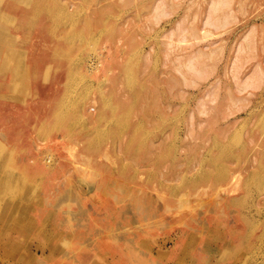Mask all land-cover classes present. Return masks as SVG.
<instances>
[{
    "label": "rangeland",
    "instance_id": "374dc122",
    "mask_svg": "<svg viewBox=\"0 0 264 264\" xmlns=\"http://www.w3.org/2000/svg\"><path fill=\"white\" fill-rule=\"evenodd\" d=\"M215 1L0 0V264H264V0Z\"/></svg>",
    "mask_w": 264,
    "mask_h": 264
},
{
    "label": "bare ground",
    "instance_id": "6f19581e",
    "mask_svg": "<svg viewBox=\"0 0 264 264\" xmlns=\"http://www.w3.org/2000/svg\"><path fill=\"white\" fill-rule=\"evenodd\" d=\"M228 3H229V0H216L215 2L212 3V5H209V6L211 7V11H212V13H213V12H215V11L217 12V10H218V8H219L220 6H222V5H224V6H225V5H228ZM209 4H211V3H209ZM218 5H219V6H218ZM23 6H24V5H23ZM210 7L208 8V10L210 9ZM156 9H157V7H156ZM161 10H162V9H161ZM155 11H156V10H155ZM162 11H163V10H162ZM219 11H220V10H219ZM160 13H163V12H159V13H157V14L154 16V17H155V20L158 19V18H157V15L159 14V15H158V17H159V16H160ZM213 14H214V13H213ZM228 14H229V13H228ZM163 16H165V15H163ZM208 16H209V13H208ZM208 16H206V17H208ZM8 17H9V16H8ZM209 17H210V16H209ZM222 17H223V16H222ZM224 18H225V17H224ZM226 18H227V17H226ZM207 19H208V18H207ZM207 19H205V20L207 21L206 23H207L208 25H207L205 22H204V23H205L207 26H210V25H211V27H212V25H214V24L211 23L212 21L209 22ZM209 19H210V18H209ZM221 19H222V18H221ZM205 20H204V21H205ZM211 20H212V19H211ZM10 21H11V20H10ZM8 22H9V21H8ZM218 22H219V21H218ZM221 23H222L221 26H222V25L225 26V25H226V24H225V19H224V21H222ZM223 23H224V24H223ZM205 24H204V25H205ZM209 24H210V25H209ZM202 26H203V24H202ZM219 26H220V24H219ZM221 26H220V27H221ZM224 26H222V27H224ZM17 27H18V26H17ZM213 27H214V29H215L216 26H213ZM216 28H217V27H216ZM13 30H14V29H13ZM5 32H6V30H5ZM184 32H185V31H184ZM250 33H251V32H250ZM250 33H249V34H250ZM169 34H170V33H169ZM205 34H208V32H207V31H206V32L203 31L202 35H205ZM249 34H248V35H249ZM2 35H4V34H2ZM210 35H211V34H210ZM171 36H172V35H171ZM183 36H184V35H183ZM205 36H206V35H205ZM246 37H247V36H245L244 40L247 42V47H249V46H250V43L248 42V40L246 39ZM182 38H183V37H182ZM1 39H2L3 41H2ZM1 39H0V40L2 41L3 44H6L7 46H12V45L7 44V43L13 42V41H14V36H12V35H8V34H5V37H2ZM168 39H169V38H168ZM169 40H170V39H169ZM183 40H184V39H182V41H183ZM176 41H178V40H176ZM180 43H181V40H180ZM167 45H168V44H167ZM172 45H173V44H172ZM169 46H170V44H169ZM219 51H220V50H219ZM240 51H241V47L239 48V52H240ZM211 52H212V51H211ZM236 52H237V51H236ZM210 55H211V53H209V58H210ZM196 57H197V56H196ZM191 58H192V57H191ZM193 59L195 60V58H193ZM188 60H189V59H188ZM192 62H193V60H192V61H191V60H189V61L186 60V62H185L186 64H185V65L182 64V65H184V67H187L186 70H187V69L190 70L191 68H194ZM180 67H181V66H180ZM179 69H180V68H178V70H179ZM178 70H176V71H178ZM189 70H187V71H189ZM191 70H193V72H195V71L198 72L197 70L194 71V69H191ZM191 70H190V71H191ZM187 71H186V72H187ZM191 72H192V71H191ZM196 72H195V74H197ZM199 72H200V71H199ZM258 72H259L260 75H262V71H261L259 68H257V70H256L255 72H253L251 75H249V76L246 78V80H244V81L242 82V86H241L242 89L245 90L247 87H250V88L256 87V84H255L256 82H255V81H256V80L258 79V77H259L258 75H256ZM197 75H198V74H197ZM0 88H1V84H0ZM201 107H202V106H201ZM201 113L204 114V113H206V112H205V111H201ZM201 115H202V114H201ZM190 118H191V117H190Z\"/></svg>",
    "mask_w": 264,
    "mask_h": 264
}]
</instances>
